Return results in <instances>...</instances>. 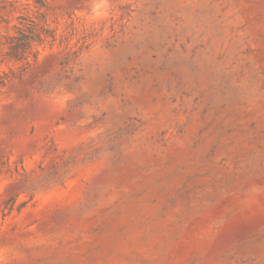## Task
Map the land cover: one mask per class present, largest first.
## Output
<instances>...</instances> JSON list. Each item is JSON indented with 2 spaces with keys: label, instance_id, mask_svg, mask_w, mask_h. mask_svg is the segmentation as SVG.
<instances>
[{
  "label": "rangeland",
  "instance_id": "obj_1",
  "mask_svg": "<svg viewBox=\"0 0 264 264\" xmlns=\"http://www.w3.org/2000/svg\"><path fill=\"white\" fill-rule=\"evenodd\" d=\"M50 1L0 90V264H264V0Z\"/></svg>",
  "mask_w": 264,
  "mask_h": 264
},
{
  "label": "trees",
  "instance_id": "obj_2",
  "mask_svg": "<svg viewBox=\"0 0 264 264\" xmlns=\"http://www.w3.org/2000/svg\"><path fill=\"white\" fill-rule=\"evenodd\" d=\"M0 90L61 43L50 0H0Z\"/></svg>",
  "mask_w": 264,
  "mask_h": 264
}]
</instances>
